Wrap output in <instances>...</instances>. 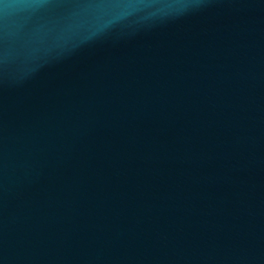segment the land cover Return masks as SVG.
<instances>
[{
    "label": "water",
    "instance_id": "95a60500",
    "mask_svg": "<svg viewBox=\"0 0 264 264\" xmlns=\"http://www.w3.org/2000/svg\"><path fill=\"white\" fill-rule=\"evenodd\" d=\"M0 264H264V0H0Z\"/></svg>",
    "mask_w": 264,
    "mask_h": 264
}]
</instances>
